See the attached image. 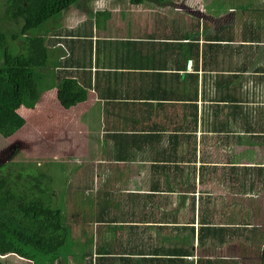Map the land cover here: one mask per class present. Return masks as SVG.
Wrapping results in <instances>:
<instances>
[{
  "label": "crops",
  "instance_id": "obj_1",
  "mask_svg": "<svg viewBox=\"0 0 264 264\" xmlns=\"http://www.w3.org/2000/svg\"><path fill=\"white\" fill-rule=\"evenodd\" d=\"M219 1L94 0L98 15L84 6L72 29L51 28L59 77L86 92L68 109L55 86L42 95L72 120L59 130L76 137L64 160L89 207L81 231L72 225L88 248L61 264H251L241 248L255 247L257 226L241 217L264 187V136L225 94L264 119V14Z\"/></svg>",
  "mask_w": 264,
  "mask_h": 264
},
{
  "label": "trees",
  "instance_id": "obj_2",
  "mask_svg": "<svg viewBox=\"0 0 264 264\" xmlns=\"http://www.w3.org/2000/svg\"><path fill=\"white\" fill-rule=\"evenodd\" d=\"M72 6H86L84 8L91 10L92 15H98L92 10L94 0H5L7 19L16 22L18 27L12 30L0 25L1 136L9 138L22 129L26 120L19 110L33 109L49 88H57V98L66 109L86 100V92L76 82L59 77L56 69L59 60L53 52L61 48L51 49L59 39L51 34L53 22ZM68 33L72 34V31L68 30ZM49 65L53 67L51 71L47 70ZM227 92L228 105L239 106L241 125L253 135L264 136V132L257 131L264 130V119L255 115L256 110H244L238 105L242 97L237 96L236 89ZM10 165L0 167V256L13 255L24 259L47 256L50 264L58 261L57 264H61V250L68 242L70 230L63 222L64 212L52 207L56 200L51 192L49 194L51 186L45 185L49 183L48 174L34 169L27 171L24 166L15 170ZM5 166H8L6 172ZM32 213L42 216L47 213L48 218L51 214L54 223L50 231L42 229L30 233L32 220L38 225L46 219L32 217ZM244 225L246 228L251 226ZM252 230L246 240L262 250L264 262V233L257 227ZM200 238L202 240V236Z\"/></svg>",
  "mask_w": 264,
  "mask_h": 264
},
{
  "label": "rangeland",
  "instance_id": "obj_3",
  "mask_svg": "<svg viewBox=\"0 0 264 264\" xmlns=\"http://www.w3.org/2000/svg\"><path fill=\"white\" fill-rule=\"evenodd\" d=\"M155 1L158 2L162 7L166 6L169 2V0ZM226 1L227 0H225V5ZM263 1L264 0H229V5H236L237 8L240 9L243 8L242 13H250L249 11L255 10V15H257L258 18H262L264 14ZM145 2V5L147 6L153 5V3H151L150 1ZM219 2L223 3V0H220ZM4 4L5 0H0V25L5 28L16 30L18 25L16 22L7 19V14L5 12L6 8H4ZM107 4H109V2ZM193 6H199V2L195 3ZM185 12L186 11L184 10V15ZM241 14H238L237 16L238 21L240 17L242 22L247 23L248 20L246 18L250 15L245 14V16H242ZM82 16L83 19L87 17L82 14V8L72 6L64 14L58 16L54 22L52 21V29H54L56 32L63 33L64 30L68 27H71L72 29L74 21L76 22V25H78L79 22L77 21ZM101 17L102 16H99V19L103 20V18ZM176 19L178 20V18ZM231 49L232 48H230V50H227L228 57L229 52H232ZM1 54L2 53H0V56ZM19 113L26 120L25 126L9 138H5L0 135V167L9 163L14 166L15 170H18L21 166H24V169H26L27 171H29L30 169H34L35 172L39 170L48 174V177L50 178L49 183L46 182L45 185L46 187H52V190L49 188V194L51 192L56 200L55 202H53L52 207H58L64 212L63 222L70 230L68 242L61 250L60 259L64 263H67L68 261H70V257H74L75 254L76 259H79L80 257L84 256L83 253L87 250L88 246L86 245L85 247H83V245L79 243L77 236L75 241V234L73 235L72 225L74 226L76 223L81 231L82 223H80V220H87V210L89 207H82L83 202L81 200V197L77 195V197L73 196L72 190L74 192H76V190L73 188L74 183H72V188L70 187V184L71 178L74 179L76 176V165L70 162H65L66 160H64L65 156L76 155V144L74 145V143H76V137L73 138L71 137V134L59 132V130L64 127L65 129H67L68 127L70 129H73L74 127L71 124L72 120L70 122L68 121L70 120L69 116H67V114H65L66 112L59 106L58 100L55 97V93L48 95L45 94L33 109L21 108L19 110ZM261 155L262 153H259L260 158L264 160L263 155ZM8 166L4 167L5 172L8 169ZM51 178H53L52 184L50 183ZM259 192V199L256 198L258 200L256 202H253L254 207H248L245 216L241 217V220H244L245 218L246 222L248 221L253 226L261 227L264 229V207H262V205H264V187L260 188ZM63 199L65 201H63ZM75 199L76 205L79 206L76 208L73 207V202ZM79 199L81 200V202H79ZM241 208L242 207H240L239 210H241ZM31 216H41L45 217L46 219L43 221V223H40L38 225L35 221L32 220V230L29 231L30 233H34V231L41 232L42 229L50 231L51 226L54 223V218L51 214L50 218H48L49 215H47V213H43V216L37 213H32ZM76 220L77 222H75ZM16 227L18 228V225ZM18 229L21 230L20 228ZM242 247L243 248L241 249L246 251V254L242 257L250 259L248 261L249 263L251 261V264L264 263L262 261V258H260L262 255L257 246H252L251 248L249 246L246 247L242 244ZM32 259L34 260V257ZM32 259L28 260L32 261ZM35 260L38 262V264H50L48 262L49 258L47 256H37ZM22 261V264L28 263L25 260ZM16 263L17 262L13 257L5 259L4 256H0V264Z\"/></svg>",
  "mask_w": 264,
  "mask_h": 264
},
{
  "label": "flooded vegetation",
  "instance_id": "obj_4",
  "mask_svg": "<svg viewBox=\"0 0 264 264\" xmlns=\"http://www.w3.org/2000/svg\"><path fill=\"white\" fill-rule=\"evenodd\" d=\"M2 154V153H1ZM1 156V155H0Z\"/></svg>",
  "mask_w": 264,
  "mask_h": 264
}]
</instances>
